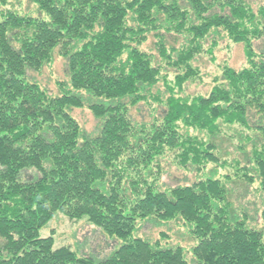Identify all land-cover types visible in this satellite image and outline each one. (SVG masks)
I'll return each instance as SVG.
<instances>
[{
    "label": "trees",
    "instance_id": "16d2710c",
    "mask_svg": "<svg viewBox=\"0 0 264 264\" xmlns=\"http://www.w3.org/2000/svg\"><path fill=\"white\" fill-rule=\"evenodd\" d=\"M29 1L35 14L0 2V264H189L179 245L133 237L151 218L182 221L195 241L192 264H264V231L247 227L246 214H231L226 184L200 177L160 190L166 160L203 173L221 160L223 141L235 145L242 137L252 143L243 181L256 174L264 194V50H255L264 42V6ZM225 40L243 45L244 66H223L208 95H188L202 79L195 62L214 61ZM55 53L68 78L57 97L28 77ZM141 105L151 115L139 124L130 112ZM83 107L100 121L98 136L83 134L69 113ZM56 215L120 245L99 261L55 247L39 233ZM260 217L264 227V209Z\"/></svg>",
    "mask_w": 264,
    "mask_h": 264
},
{
    "label": "rangeland",
    "instance_id": "374dc122",
    "mask_svg": "<svg viewBox=\"0 0 264 264\" xmlns=\"http://www.w3.org/2000/svg\"><path fill=\"white\" fill-rule=\"evenodd\" d=\"M1 1H5L8 4L4 7L6 10L18 13H24L23 11L30 10V14H35L36 7L29 0ZM246 2L250 4L254 11L264 6V0H246ZM149 46L150 42L143 46V49L147 50ZM255 50L257 52L264 50V42L260 41L255 43ZM245 62L246 58L243 45H232L228 40L222 41L214 53V61L202 56L195 62L194 65L200 69L202 79L200 83L196 82L193 85H189L187 87V94L208 95L214 86L213 80L220 77L223 66L226 65L231 69L239 70L244 66ZM66 70L64 59L55 53L51 64L44 66L38 73L29 72L28 77L41 88L45 89L50 96L57 97L62 93L59 89V83L68 81ZM69 113L76 120L83 134L92 138L98 136L100 132V121L86 107L71 109ZM150 115V112L143 105L136 107L130 112L131 119L139 124L149 122ZM251 122L257 123V120H252ZM245 134L254 138V142L259 140L258 136L255 137L256 134L254 132L248 131ZM241 139L245 143L244 138L241 137ZM241 139L236 140L234 142L235 145L223 141V156H220L221 160L217 164L207 166L203 173L174 167L170 164L169 160L165 159L166 162H163V166H161L164 168L165 174L160 180V190L192 184L198 181L200 177L214 176L226 184L227 188L231 191L230 204L233 211L231 214L237 218L242 217L243 213L246 214L249 218L246 223L247 227L264 231L260 217L261 211L264 209V194L259 191L256 174L251 173L252 181L250 183L243 181V179H246L244 175L248 174V168L251 169L249 156L252 143H245L244 145ZM234 161H239L238 165L232 164ZM222 162H224L225 166H222ZM30 173L31 175H35L33 171H30ZM229 178L231 181L226 182ZM161 234L166 235L167 238L162 239L160 237ZM39 236L41 238L52 236L55 247L68 246L79 256L91 257L96 260L111 254L120 245L118 240L107 237L100 230L88 226L83 222L72 224L61 215H56L40 231ZM133 237L148 242L160 241L163 246L168 247L179 245L184 249L187 262L192 264L191 248L194 246L195 241L189 235L187 227L180 220L165 223L151 218L137 225ZM113 242L116 244L113 245Z\"/></svg>",
    "mask_w": 264,
    "mask_h": 264
}]
</instances>
